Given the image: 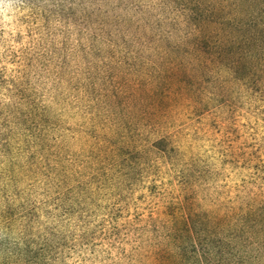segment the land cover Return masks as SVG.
I'll return each mask as SVG.
<instances>
[{"label":"rangeland","instance_id":"obj_1","mask_svg":"<svg viewBox=\"0 0 264 264\" xmlns=\"http://www.w3.org/2000/svg\"><path fill=\"white\" fill-rule=\"evenodd\" d=\"M224 6L0 4V264H264V54L235 76Z\"/></svg>","mask_w":264,"mask_h":264},{"label":"trees","instance_id":"obj_2","mask_svg":"<svg viewBox=\"0 0 264 264\" xmlns=\"http://www.w3.org/2000/svg\"><path fill=\"white\" fill-rule=\"evenodd\" d=\"M224 2L223 9H228L223 20L227 27V35H231V26H234L238 37V58L237 55L231 56L234 53L230 50L226 54L229 57L230 69L237 78L255 82V75L258 78L264 75V70L260 75L252 65H249L257 59L261 60L264 54V0H224ZM228 44L233 46L231 39ZM252 50L255 53H252Z\"/></svg>","mask_w":264,"mask_h":264},{"label":"clouds","instance_id":"obj_3","mask_svg":"<svg viewBox=\"0 0 264 264\" xmlns=\"http://www.w3.org/2000/svg\"><path fill=\"white\" fill-rule=\"evenodd\" d=\"M6 2V0H0V4H4ZM3 11V10H0Z\"/></svg>","mask_w":264,"mask_h":264}]
</instances>
